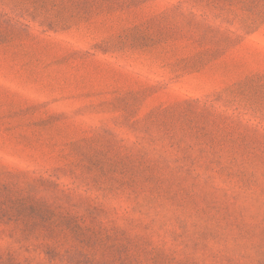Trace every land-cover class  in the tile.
<instances>
[{"label": "rangeland", "instance_id": "rangeland-1", "mask_svg": "<svg viewBox=\"0 0 264 264\" xmlns=\"http://www.w3.org/2000/svg\"><path fill=\"white\" fill-rule=\"evenodd\" d=\"M0 264H264V0H0Z\"/></svg>", "mask_w": 264, "mask_h": 264}]
</instances>
